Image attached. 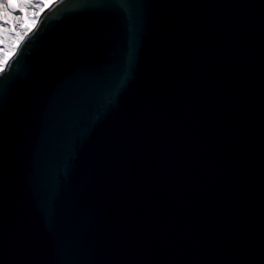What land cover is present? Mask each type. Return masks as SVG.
Instances as JSON below:
<instances>
[{"label": "water", "instance_id": "1", "mask_svg": "<svg viewBox=\"0 0 264 264\" xmlns=\"http://www.w3.org/2000/svg\"><path fill=\"white\" fill-rule=\"evenodd\" d=\"M39 16L0 81V264H264V0Z\"/></svg>", "mask_w": 264, "mask_h": 264}, {"label": "rangeland", "instance_id": "2", "mask_svg": "<svg viewBox=\"0 0 264 264\" xmlns=\"http://www.w3.org/2000/svg\"><path fill=\"white\" fill-rule=\"evenodd\" d=\"M55 0H49V2H53ZM43 0H39L36 2V4H42L43 7L36 9V8H27L22 7V5H26L30 3V0H8V7L5 8L3 5L0 6V22L8 24L10 27H3L0 26V44L7 45L8 44V38L11 30L14 28H17L18 32H21V26H23L24 20H27V22L30 24V29H32L33 25L36 23V20L33 19L36 16H39L41 12L45 9V7H48L49 5H44ZM15 10V11H13ZM13 12L14 14H10ZM8 16V17H7ZM19 24V27L17 25ZM20 43V41L18 42ZM13 53H11V56ZM10 56V57H11ZM9 57V58H10Z\"/></svg>", "mask_w": 264, "mask_h": 264}, {"label": "snow or ice", "instance_id": "3", "mask_svg": "<svg viewBox=\"0 0 264 264\" xmlns=\"http://www.w3.org/2000/svg\"><path fill=\"white\" fill-rule=\"evenodd\" d=\"M0 5H3V7L7 8L8 7V0H0ZM22 7H27V8H42V4H26L22 5ZM15 11V10H13ZM33 19H35L37 22L41 20L40 16H36ZM0 26H3L5 28L10 27L8 24H3L0 22ZM19 27V24L17 25ZM31 32V29H24L21 31L20 34V43L23 44L24 40L29 36V33ZM11 52L13 53L12 58H8L4 56L3 54H0V81H8L14 72L16 71V68L18 67L20 61L19 59H16V54L20 53L21 56H23L24 53L20 52V49L18 47H13L10 49ZM9 48L7 45H5L4 52H8ZM15 60V63L12 61Z\"/></svg>", "mask_w": 264, "mask_h": 264}, {"label": "trees", "instance_id": "4", "mask_svg": "<svg viewBox=\"0 0 264 264\" xmlns=\"http://www.w3.org/2000/svg\"><path fill=\"white\" fill-rule=\"evenodd\" d=\"M39 0H30L29 4H36V2H38ZM44 5H49L51 2H49V0H43L42 2ZM1 6V5H0ZM46 8V7H45ZM11 15L14 14L13 12L10 13ZM8 17V16H7ZM3 23V22H2ZM6 24V23H3ZM21 31L24 29H30V24L27 22V20H24L23 22V26L20 27ZM20 34L21 32L17 31V28H14L11 30L10 34H9V38H8V48L9 51L8 52H4V48L5 46L0 44V54H3L6 57H10L11 56V48L13 47H17L18 42L20 41Z\"/></svg>", "mask_w": 264, "mask_h": 264}, {"label": "clouds", "instance_id": "5", "mask_svg": "<svg viewBox=\"0 0 264 264\" xmlns=\"http://www.w3.org/2000/svg\"><path fill=\"white\" fill-rule=\"evenodd\" d=\"M19 44V43H18ZM18 46V45H17Z\"/></svg>", "mask_w": 264, "mask_h": 264}]
</instances>
